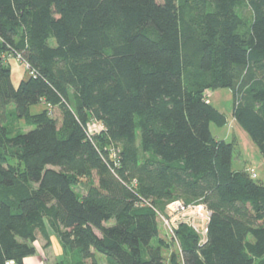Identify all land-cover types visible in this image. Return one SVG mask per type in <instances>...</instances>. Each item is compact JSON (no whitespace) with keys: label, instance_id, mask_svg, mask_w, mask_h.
Here are the masks:
<instances>
[{"label":"trees","instance_id":"trees-1","mask_svg":"<svg viewBox=\"0 0 264 264\" xmlns=\"http://www.w3.org/2000/svg\"><path fill=\"white\" fill-rule=\"evenodd\" d=\"M8 52L36 76L16 87L0 67V117L31 127L0 128V264L49 231L57 264H264V185L233 170L206 96L233 91L264 157V0H0ZM176 200L211 211L205 244L186 224L160 237L156 210Z\"/></svg>","mask_w":264,"mask_h":264},{"label":"rangeland","instance_id":"rangeland-1","mask_svg":"<svg viewBox=\"0 0 264 264\" xmlns=\"http://www.w3.org/2000/svg\"><path fill=\"white\" fill-rule=\"evenodd\" d=\"M184 7H187L184 5ZM2 60H0V67L9 66L11 70V78L13 84L18 87L23 80H28L30 78V70L28 66L19 58L15 57L14 54L8 52L1 55ZM209 103L220 111L226 118V123L222 126H218L214 123L211 124L210 130L213 138L217 141H222L226 143H233L235 145V150L233 154V170L236 172H246L253 178L254 181L264 185V157L261 154L258 146L252 140L250 135L236 122L233 117V110L236 104V96L230 89H218L209 91L206 93ZM47 106L39 105L32 108V113H37L43 111ZM13 108H10L7 116L0 117V128L3 126L9 127L13 132H24L31 129L30 125L26 121H19L12 113ZM53 117L60 119V112L57 108L52 111ZM88 133L91 136L101 135L103 131V125L95 120H91L87 125ZM92 179L82 178L77 185V192L79 195L83 196L86 193L87 187ZM94 181L97 183L98 178L94 176ZM166 214V213H165ZM173 219V224L178 222L176 217H171ZM162 226V225H161ZM160 226L161 238L166 242L170 243L173 237L169 233L165 226ZM39 240L35 243L37 248V259L44 260L46 257L47 264H57L58 262L64 260L63 248L55 234L51 232V245L46 244V240L43 238L41 233H38ZM155 243V242H154ZM156 244V243H155ZM43 251V253L41 252ZM178 252V247L172 246L169 249H165V254L170 257L173 253ZM56 257H55V254ZM100 264H109L105 256H99Z\"/></svg>","mask_w":264,"mask_h":264},{"label":"built area","instance_id":"built-area-1","mask_svg":"<svg viewBox=\"0 0 264 264\" xmlns=\"http://www.w3.org/2000/svg\"><path fill=\"white\" fill-rule=\"evenodd\" d=\"M28 69L30 70L31 76L35 77L36 73L33 72L29 66ZM253 178H256L255 174ZM156 213L163 226L168 229L173 238H175V232L178 230L179 226L181 224H186L200 236L201 244L207 242L208 227L212 213L204 204H186L183 200H176L169 203L164 212L156 210ZM171 217H176L178 222L173 224L174 221ZM6 264H14V262L9 261Z\"/></svg>","mask_w":264,"mask_h":264},{"label":"crops","instance_id":"crops-1","mask_svg":"<svg viewBox=\"0 0 264 264\" xmlns=\"http://www.w3.org/2000/svg\"><path fill=\"white\" fill-rule=\"evenodd\" d=\"M51 232L52 231H49V237L51 236ZM50 239H51V237H50ZM38 240H39V237H38ZM51 243H52V241H51ZM44 245H48V241H46V244H44ZM51 248H52V245H51ZM41 252L43 253L42 250H41ZM55 257H56V254H55ZM44 260L46 261V257H44ZM44 260H39V259H37V256H33V257L26 258L24 262H25V264H47V262H45ZM56 260L58 262L57 257H56Z\"/></svg>","mask_w":264,"mask_h":264}]
</instances>
